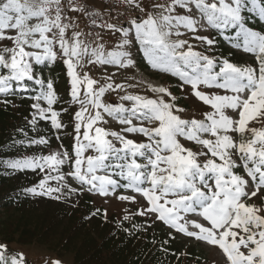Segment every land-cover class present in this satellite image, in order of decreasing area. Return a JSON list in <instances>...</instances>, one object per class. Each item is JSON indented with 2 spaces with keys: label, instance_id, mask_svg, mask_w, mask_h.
<instances>
[{
  "label": "snow or ice",
  "instance_id": "obj_1",
  "mask_svg": "<svg viewBox=\"0 0 264 264\" xmlns=\"http://www.w3.org/2000/svg\"><path fill=\"white\" fill-rule=\"evenodd\" d=\"M222 43L230 50L217 55ZM134 45L150 70L176 79V93L144 78L113 79L138 69ZM236 54L254 62L239 63ZM58 61L66 107H57L56 81L44 73ZM97 66L101 77L92 74ZM141 85L154 95L128 91ZM113 93L116 101L106 102ZM10 97L31 100L24 124L0 146L17 152L0 157V168L40 177L23 195L69 203L87 193L134 204L113 219L126 237L160 224L166 238L152 243L166 255H177L167 246L179 235L218 248L224 264H264V203H248L264 194V127H250L264 121V0H108L104 8L0 0V104L18 107ZM189 99L194 110L180 103ZM73 106L69 150L63 115ZM110 120L119 130L105 127ZM91 217L108 223V209L94 207ZM0 264L29 262L0 241Z\"/></svg>",
  "mask_w": 264,
  "mask_h": 264
},
{
  "label": "trees",
  "instance_id": "obj_2",
  "mask_svg": "<svg viewBox=\"0 0 264 264\" xmlns=\"http://www.w3.org/2000/svg\"><path fill=\"white\" fill-rule=\"evenodd\" d=\"M252 18L257 21L254 15L250 16V20ZM58 65L62 67L60 63L55 64ZM63 75L56 73L53 76L61 97V103L57 107L63 105L64 99H68L61 96V79H66V75ZM10 99L19 106L5 108L0 104V146L9 141L16 127L24 124L23 118L30 110L31 100L19 97ZM43 127L46 125L42 124ZM56 142L53 138L51 146ZM63 144H67L66 138L63 139ZM16 155L15 149L0 151V157L15 158ZM39 178L31 171L13 174L11 170L0 168V241L8 245L13 242L27 244L37 241L48 244L52 249L70 250L74 253L75 264H99L105 249L110 251L108 257L116 256L125 261H132V264H170V261L166 262L163 257L171 259V254L168 257L157 246L150 250L148 237H143L141 233L126 237L116 228L112 229L109 222L104 226L99 239H95L92 231L97 230L100 222L95 220L96 217L85 218L94 208L91 207L92 198L89 196L84 198L82 205L76 207L58 202L56 205L47 203L46 209H40L36 202H47V198L25 196L21 192L22 189L37 183ZM121 264H124V261H121Z\"/></svg>",
  "mask_w": 264,
  "mask_h": 264
},
{
  "label": "rangeland",
  "instance_id": "obj_3",
  "mask_svg": "<svg viewBox=\"0 0 264 264\" xmlns=\"http://www.w3.org/2000/svg\"><path fill=\"white\" fill-rule=\"evenodd\" d=\"M91 3L96 4L98 7L100 8H104L107 6L108 4V0H90ZM122 9H117L114 11H120ZM250 23L255 25L256 27H260L259 23L254 20L253 18L250 20ZM81 28L84 27V24L82 23ZM202 35H207L209 33H200ZM181 38H188V37H181ZM104 39L105 41H109V46H111L110 44V38H109V34L105 33L104 34ZM193 44L196 43V41H191ZM225 48V49H223ZM133 55L134 58L138 64V69H136L135 71L132 69H129L127 71H121L119 73H117L116 76L113 77V79L119 83L121 81H124L126 83H134L135 81L129 79V77L135 76L137 80L144 78L145 80L150 81L153 84H163L166 85L168 87H170L174 93L177 92L176 89V84L177 81L175 78L171 77L170 75H165V74H158L152 70L149 69V66L147 65L142 53L140 51L137 50V46H133ZM229 47L226 44H221L220 49L217 51V55L220 54H224L226 55L229 51ZM236 61L239 63H248L251 64L253 63V59L252 57L249 56H244L241 54H236ZM59 63V61L57 62ZM62 65V64H61ZM107 71L109 73L115 71L114 68H112L111 66L108 67ZM44 73L45 75H50L52 78L54 76V74L56 73H62L63 76H65V69L62 65V67H60V65L55 66L52 65L51 68H45L44 69ZM92 74L95 77H101L103 76L105 73L101 70L100 66L94 67L92 68ZM66 79H64L62 81L61 79V86L60 89H62V93L61 96L63 98H68V82H67V77H65ZM128 91L132 92V93H139V94H143L146 96H153L154 94L151 91H148L146 89V87L144 85L138 86L136 88H130L128 89ZM120 95H123V93H119ZM116 95L115 93L113 94H109L105 96V101L106 102H115L116 101ZM69 99V98H68ZM68 99H64V103L62 106H67V101ZM182 105H186L189 106L191 110H194V106L196 104L194 99H189V100H182L180 102ZM75 110V106H73L72 108L69 109V114H65L63 115V120L68 122L66 124H68V132H67V137H66V141L67 144H63L64 147L69 148V150H71V144H72V117H71V113ZM205 110H209V109H205ZM190 114V113H189ZM197 118H200L199 114L197 113ZM105 127H108L110 129L113 130H119V128L121 127L118 123L114 122V121H109V123L107 125H105ZM250 127H264V121H254L250 124ZM130 138H133L137 141H140L143 139V137L141 136H130ZM190 146V145H189ZM53 150L58 149L60 147V144L58 142H56L55 144H53V146H51ZM54 183V182H53ZM91 197L92 201H94V204L92 203L91 207H100V208H107L108 209V217H109V225L111 226V228H115L113 219L114 218H119L123 213L122 210L124 208H128L130 211H134L136 205L134 204H129L127 202L124 203H118L116 200H111L109 201V203L105 204L103 199H101L98 196L95 195H90L85 193L83 196L78 197L76 200H73L69 203H65V202H60L63 204H67L70 207L72 206V203H77L78 201V205H82L84 203V198L85 197ZM48 199V198H47ZM45 201H38L36 202L37 205L39 206L40 209H46V206L48 205L47 203H51L56 205V203H58V201H54L51 199H48ZM143 203V201H142ZM248 203H255L257 206H261L262 203H264V194L262 193H258L256 197H253L252 200H249ZM51 206V205H50ZM53 207V206H52ZM69 207H67L68 209ZM82 208V207H81ZM96 221L99 220L100 225H97V230L92 231V234L94 236L95 239H99L100 235L102 234V230L104 228V226L106 225L105 222L102 221V219H100L99 217L95 218ZM134 223H142L143 219L140 217H136L135 220L133 221ZM166 229L161 226L160 224L155 225L152 228H149L147 232H141V235L144 237H148L150 239V250H154V248L157 246L160 248L159 243L153 244L152 240L155 237L157 240H162L166 238ZM78 242V241H77ZM168 248H172L169 249V253L170 250L174 251V253H176L177 255H171V259H166L163 257L164 260H166V262L170 261V264H224V260L225 257L223 256L222 252L215 247H210L207 246L203 243H199L196 242L194 240H189L184 238L183 236H177L175 241H170L169 245L167 246ZM9 248L10 249H14L17 251H22L25 253L27 261L29 262V264H45L46 261L49 262L52 259H60L63 264H75V257H74V253L71 252L70 250H56V248L52 249L51 247L48 246V244H43L37 241L31 242V243H27V244H21L20 242H13L11 244H9ZM110 251L105 249L103 251V256L101 261L99 260V264H121V261H124V264H132V261H125L124 259H120L119 257L117 258L116 256L108 257V253ZM186 253L185 255H179L180 253ZM166 255V254H165ZM177 256H179V259L177 258ZM169 257V254H168Z\"/></svg>",
  "mask_w": 264,
  "mask_h": 264
}]
</instances>
